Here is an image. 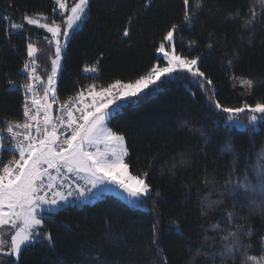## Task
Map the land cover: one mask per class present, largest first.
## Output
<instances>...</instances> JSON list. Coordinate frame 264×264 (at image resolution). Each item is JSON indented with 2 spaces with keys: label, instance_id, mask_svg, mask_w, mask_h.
<instances>
[{
  "label": "trees",
  "instance_id": "1",
  "mask_svg": "<svg viewBox=\"0 0 264 264\" xmlns=\"http://www.w3.org/2000/svg\"><path fill=\"white\" fill-rule=\"evenodd\" d=\"M54 5V0H0V129L6 127V120L23 122L25 91L20 85L28 81L23 64L28 60L26 43L30 42L26 33L39 49L36 74L43 83L38 82V95L46 86L55 43L49 44L44 37L50 40V35L28 25L23 17L36 13L52 17ZM184 7L183 0H89L85 22L71 33L61 54L56 85L59 103L69 101L89 84L128 81L155 63L163 65L155 49L173 23L179 25L177 50L189 58L200 57V70L213 81L210 89L207 85L201 89L200 80L190 83V74L179 73L183 78L174 76L157 93L133 99L109 124L126 136L129 155L125 162L130 172L149 173L146 180L153 195L146 198L147 208H133L113 194L81 206H66L45 219L40 229L41 236L51 234V245L41 239L25 247L18 259L0 256L3 264H152L153 260L157 264H241L239 252L228 261L204 254L220 247L218 237L226 234L210 228L217 223L227 230L244 225V233L251 226L254 234L240 237L249 245L246 251L258 258L264 254L261 194H250L241 201L242 207L233 209V197H220L213 191V187L223 188L234 167L233 180L244 176L246 169L252 179L264 148V121L257 128L229 127L224 123L226 114L215 108V102L224 107L264 103L262 7L259 0H204L203 10L191 25L182 22ZM250 8L258 16L247 29L241 27L240 18H227L237 10L240 17L247 18ZM13 22H23V28L6 36ZM125 27L130 29L126 37ZM190 41H196L191 48ZM210 41L213 47L208 49ZM233 53L239 59L229 69L227 60ZM94 66L95 73L90 71ZM233 75L252 79L253 89L242 87ZM9 81H15V86ZM0 138L10 149L11 140L1 131ZM13 156L18 154L0 149V166ZM181 156L189 163L171 169ZM205 179L211 182L207 186ZM208 193L212 199H223L224 204L202 217L201 200ZM225 212L236 213L231 224L226 216L222 219ZM172 220L179 221V229ZM157 221L159 253L152 244V226Z\"/></svg>",
  "mask_w": 264,
  "mask_h": 264
},
{
  "label": "snow or ice",
  "instance_id": "2",
  "mask_svg": "<svg viewBox=\"0 0 264 264\" xmlns=\"http://www.w3.org/2000/svg\"><path fill=\"white\" fill-rule=\"evenodd\" d=\"M54 2L64 17L60 22L53 19L51 24L41 23L42 19H48L43 13H36L37 18L28 15L23 17L28 25L46 29L47 33L51 34L50 40L47 36L44 39L49 44L55 43V58L51 60V73L47 76L44 95L39 97L36 91L39 86L37 82L43 83L40 76L36 74L35 57L39 49L37 43L31 42V34H25L30 42L26 43L29 59L23 64L28 82L20 85L25 91L23 122L6 120V128L0 129L6 132L11 140V148L8 149L0 138V149L18 152L19 155V158L13 156L0 166V256L19 257L25 247L41 239L51 245L50 233H44L41 236L40 229H42L44 220L62 210V202L67 201L69 197L76 195L83 197L86 193L95 195L93 189H97L98 185L106 181L126 193L133 208H147L146 198L153 195L152 187L146 180L149 173L133 175L130 172L129 164L125 162V157L129 155L125 143L126 136L109 127L112 118L132 103L133 99L138 100L145 95L155 94L162 90V86L169 83L179 73L190 74L193 78L190 83L200 80L201 83L198 86L201 89H204L206 85L210 89L213 85V81L198 66L200 57L189 58L176 51L175 33L179 30V25L173 23L163 36V42L155 49L157 53L162 54L163 66L155 63L146 72L128 81L116 79L106 85L89 84L86 90L90 103H84V91H79L70 98L71 102L65 101L61 105L66 118L65 115L53 117L50 111L52 103L48 101L51 99L55 102L56 98L58 71L62 67L61 38L66 39L71 31L85 22L88 16V0H76L70 9L66 0H54ZM259 2L262 7L259 15H264V0H259ZM183 3L185 7L182 22L191 25L198 12L203 10L204 0H192L191 4L190 0H183ZM257 16L255 9L250 8L247 18L240 17L239 10L229 13L227 18L230 20L240 18L241 27L247 29L254 25ZM18 28H23V25L11 24V27L6 29V36H11L12 29ZM129 33L130 29L125 27L123 35L126 37ZM165 42L171 46L167 50ZM195 44L196 41H190L189 48ZM212 47L213 44L210 41L207 48ZM238 59L239 55L233 53L227 60L228 68H233L234 61ZM90 71L95 73L98 69L94 66ZM177 78L183 77L177 76ZM233 79H237L239 84L249 91L254 87V81L250 78L233 75ZM8 83L10 86L16 84L15 81ZM209 96L211 98V92ZM77 103L82 106H77ZM215 108L228 114L227 118L232 122L226 125L229 127L238 129L247 127L244 122L237 119L239 114L244 113L246 109L253 113L248 118L250 124H255L258 120L264 121V103L261 102H257L254 106L244 104L240 107H224L219 102H215ZM58 128L63 130L58 132ZM33 129L36 135L32 134ZM65 132H70V134L65 135ZM259 156L260 163L254 169L252 179H249L246 169L244 176L233 180L231 176L235 172L234 167L233 173L229 174V179L225 180L222 189L213 187V191L218 196L233 197V209L237 206L242 207L241 201L248 199L250 194L254 196L259 192L261 198H264V148L261 149ZM188 163L189 161L181 156L178 162L174 161L171 164V169L185 166ZM151 166L150 164L149 168ZM69 176L77 178L72 180L76 191H73L71 187L67 191L63 190L61 182L67 183ZM80 180L91 187L82 186L79 183ZM210 183L205 179L206 186ZM50 191L51 196L48 195ZM159 195L157 191L155 196L159 197ZM237 197L239 199H236ZM223 204V199H212L211 193H208L201 200L200 214L206 217L211 210ZM153 207H155V198ZM225 216L231 224L236 218V213L225 212L222 219ZM105 223L107 224V221ZM171 223L179 229L178 220H172ZM210 228L226 234L218 237L221 241L220 247L214 248L211 253H204L206 256L215 259L219 255L221 259L228 261L234 260L236 253L239 252L241 253V264H264V254L259 258L248 255L246 249L249 245L240 238L241 234L249 237L254 234L251 226L247 233H244V225H238L234 230H227L221 229L217 223L210 225ZM158 231L159 222L157 221L152 226V244L159 253L162 249L159 247ZM204 239L207 241L209 237L205 236ZM261 244L264 245V236L261 237ZM199 254L198 251L197 255ZM0 264H3L2 259H0ZM152 264H157V262L153 260Z\"/></svg>",
  "mask_w": 264,
  "mask_h": 264
},
{
  "label": "rangeland",
  "instance_id": "3",
  "mask_svg": "<svg viewBox=\"0 0 264 264\" xmlns=\"http://www.w3.org/2000/svg\"><path fill=\"white\" fill-rule=\"evenodd\" d=\"M76 2V0H66V4H67V6H68V8L70 9V7L74 4ZM88 2H89V0H88ZM54 4H55V2H54ZM87 8H88V5H87ZM54 9H56L55 11L53 10V12H52V17H50V16H48V15H44L45 17H48V19L47 20H41V23H49V24H51V22H52V20L53 19H55L57 22H60L62 19H64V17H63V15H62V12L58 9V7H57V5L55 4L54 5ZM30 17H32V18H37L36 17V15H33V16H30ZM24 22L25 23H27L25 20H24ZM13 23H16V24H22L23 25V22H13ZM12 23V24H13ZM81 25L82 24H79V26L78 27H76L75 29H77V28H80L81 27ZM38 27V26H37ZM19 29H21V28H18V29H12L13 31H17V30H19ZM43 30H45L46 31V29H43ZM74 31V30H73ZM73 31H71V33L73 32ZM47 32V31H46ZM71 33H70V35H71ZM49 35H50V37H51V34L50 33H48ZM69 35V36H70ZM69 36L65 39V38H61V43H62V45H63V48H64V46L66 45V42H67V40H68V38H69ZM51 39V38H50ZM163 42V41H162ZM166 43V42H165ZM171 46L170 45H167V43H166V50L167 49H169ZM175 47H176V44H175ZM176 51L177 52H179L178 50H177V47H176ZM62 52H63V50H62ZM158 56L162 59V54H159L158 53ZM55 58V57H54ZM53 58V59H54ZM161 66H163V65H161ZM59 72V71H58ZM51 73V72H50ZM191 77V76H190ZM46 83H47V81H46ZM195 83H198V80H196L195 81ZM44 95V88H43V90H42V94L40 95V97H42ZM49 95H51L50 93H49ZM49 103H52V109L50 110L51 112L53 111V109L57 106V101H56V98H55V102H53V100H49L48 101ZM254 106V105H253ZM244 117H241V116H238V120H240V121H242V122H244V124H246L247 125V127H249V126H251V127H253V128H257L258 127V123H259V121L260 120H258V121H256L255 122V124H250L249 122H248V118H249V116H251V115H253V113H251L250 111H248L247 109L245 110V112H244ZM255 115H257V116H259L260 114H255ZM227 116H228V114H226V116H225V119H224V123L225 124H228V125H230L232 122L231 121H229L228 120V118H227ZM246 127V128H247ZM240 129H244V128H240ZM126 158V157H125ZM88 187H91V185H88ZM93 193H95V195H92V194H88V193H86L85 194V196H83L82 197V199H87V200H90V199H93L94 197V201L96 200V199H99L102 195H104V194H113V195H116V196H118V197H120L121 199H123L124 201H126V202H129V198L127 197V195H126V193H123V191L121 190V189H119L116 185H114V184H110V183H108L107 181L104 183V184H102V185H98L97 186V189H93ZM85 197V198H84ZM14 258H16V259H18L19 257H15L14 256Z\"/></svg>",
  "mask_w": 264,
  "mask_h": 264
},
{
  "label": "built area",
  "instance_id": "4",
  "mask_svg": "<svg viewBox=\"0 0 264 264\" xmlns=\"http://www.w3.org/2000/svg\"><path fill=\"white\" fill-rule=\"evenodd\" d=\"M27 82H28V81H27ZM27 82H26V83H27ZM37 83H38V82H37ZM86 89H87V88H85V89L83 90V91H84V97H85V99H84V103H90V98H89L88 95H87V90H86ZM36 91H37V89H36ZM29 95H31V94H29ZM69 101H70V100H69ZM70 102H71V101H70ZM61 105H62V104H61ZM77 106H82V105H80L79 103H77ZM75 114H76V115H79V113H75ZM62 115H65V118H66V114L63 113V111L61 110V106H60V109H59L58 114H57L56 117H59V116H62ZM4 128H6V127H4ZM4 128H3V129H4ZM57 130H58V132H59V131H62L63 129H62V128H58ZM1 132H2L6 137H8V134H7L6 132H4V131H1ZM32 134L35 135V129L32 130ZM67 134H70V132H65V135H67ZM8 138H9V137H8ZM18 158H19V157H18ZM53 174H55V173H53ZM74 179H77V178L69 176V180H68L67 183H64V182L62 181L61 184H62V186H63V190L67 191V189H68L69 187H71V189H72L73 191H76V186H75L74 183H72V180H74ZM79 183H80L82 186H87V187H88V185H85V184H84V181H83V180H80ZM48 195L51 196V191L48 193ZM89 201H90V200L82 199V197L79 196V195L72 196V197H69L67 201L62 202V204H63V207H62V208L66 207V206H69V205H77V206H81L82 204H85V203H87V202H89Z\"/></svg>",
  "mask_w": 264,
  "mask_h": 264
},
{
  "label": "crops",
  "instance_id": "5",
  "mask_svg": "<svg viewBox=\"0 0 264 264\" xmlns=\"http://www.w3.org/2000/svg\"><path fill=\"white\" fill-rule=\"evenodd\" d=\"M42 94V91H40V94H39V97H40V95ZM55 114H56V107L53 109V111L51 112V115L54 117L55 116ZM11 146H9V148H10ZM16 154H18V152H15Z\"/></svg>",
  "mask_w": 264,
  "mask_h": 264
},
{
  "label": "bare ground",
  "instance_id": "6",
  "mask_svg": "<svg viewBox=\"0 0 264 264\" xmlns=\"http://www.w3.org/2000/svg\"><path fill=\"white\" fill-rule=\"evenodd\" d=\"M85 198V197H84Z\"/></svg>",
  "mask_w": 264,
  "mask_h": 264
}]
</instances>
